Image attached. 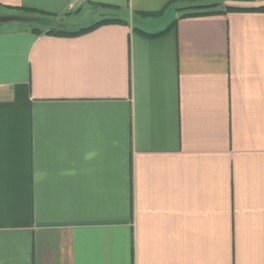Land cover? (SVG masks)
Here are the masks:
<instances>
[{"label": "crops", "instance_id": "0c3cea01", "mask_svg": "<svg viewBox=\"0 0 264 264\" xmlns=\"http://www.w3.org/2000/svg\"><path fill=\"white\" fill-rule=\"evenodd\" d=\"M0 5L127 21L0 27V264H264V0Z\"/></svg>", "mask_w": 264, "mask_h": 264}, {"label": "trees", "instance_id": "16d2710c", "mask_svg": "<svg viewBox=\"0 0 264 264\" xmlns=\"http://www.w3.org/2000/svg\"><path fill=\"white\" fill-rule=\"evenodd\" d=\"M256 9L253 7H235L230 5H224L222 7L218 6H211L207 8H196V9H185L180 11L179 17H174L166 26L159 29H140L144 33L148 35H162L176 24L178 18L189 16V15H198V14H205V13H212V12H226L231 10H251ZM264 9V8H261ZM166 10H175V6L168 5ZM164 11V10H163ZM158 11L156 13L163 12ZM165 12V11H164ZM163 12V13H164ZM2 13H11L17 15H24L30 17L29 20L26 21H14V22H28L30 23V29L38 34L47 33L51 35H60V36H75L87 33L103 24L107 23H125L126 20L121 19L117 16H104L101 19H98L91 24L80 26L78 28H74V26L61 21L60 19L56 18L54 13L41 10L36 7H29V6H21V7H10V6H3L0 5V14ZM11 23V22H8ZM5 24V23H4ZM3 25V24H0Z\"/></svg>", "mask_w": 264, "mask_h": 264}, {"label": "rangeland", "instance_id": "374dc122", "mask_svg": "<svg viewBox=\"0 0 264 264\" xmlns=\"http://www.w3.org/2000/svg\"><path fill=\"white\" fill-rule=\"evenodd\" d=\"M174 17V11H165L161 16L157 17V18H149V23L151 25V27L154 28H158L157 26H165L172 18ZM68 18V17H66ZM70 23H76L77 20L72 19V18H68L67 19ZM86 22H90L89 19H84ZM88 20V21H87ZM13 25H22V26H30V23L28 22H11ZM3 25H8V23H5ZM3 25H0L3 26Z\"/></svg>", "mask_w": 264, "mask_h": 264}, {"label": "water", "instance_id": "95a60500", "mask_svg": "<svg viewBox=\"0 0 264 264\" xmlns=\"http://www.w3.org/2000/svg\"><path fill=\"white\" fill-rule=\"evenodd\" d=\"M209 5L210 4H194V5L180 7L179 10H184L186 8H201V7H207ZM29 19H30V17L24 16V15H17V14H11V13L0 14V24H4V23H8V22H14V21H26Z\"/></svg>", "mask_w": 264, "mask_h": 264}]
</instances>
